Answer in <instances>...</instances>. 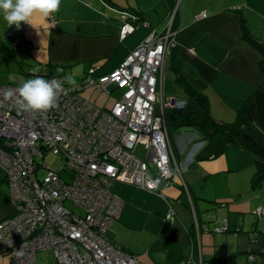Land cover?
Masks as SVG:
<instances>
[{"label":"built area","instance_id":"2783aa9c","mask_svg":"<svg viewBox=\"0 0 264 264\" xmlns=\"http://www.w3.org/2000/svg\"><path fill=\"white\" fill-rule=\"evenodd\" d=\"M180 3L176 1L162 31L152 28L112 70L98 73L92 66L77 86L68 85L62 76L48 78L67 90L58 97V109L18 114L5 93L25 80L0 83V172L16 210L0 220V249L12 264H35L36 253L45 249L53 250L59 264H145L109 236L110 225L124 206L112 186L123 182L164 196V187L181 183L182 167L171 146L167 111L185 102L166 97L162 89L165 57L176 46L173 23ZM121 14V39L139 24L150 27L137 15L124 10ZM205 16L203 11L196 18ZM87 88L108 95L120 89L121 94L109 106L100 105L84 96ZM138 144L146 146L145 158L134 152ZM52 153L63 156L59 168L45 162ZM40 169H46L42 177ZM256 212L263 214L262 207ZM175 214L170 206L167 217ZM229 227L225 219L215 229ZM252 232L253 239L260 234ZM186 264L203 262L192 256Z\"/></svg>","mask_w":264,"mask_h":264},{"label":"crops","instance_id":"0c3cea01","mask_svg":"<svg viewBox=\"0 0 264 264\" xmlns=\"http://www.w3.org/2000/svg\"><path fill=\"white\" fill-rule=\"evenodd\" d=\"M103 1L118 11L105 6ZM173 1L61 0L58 13L48 18L36 16L33 25L22 22L19 30L15 25L8 27L0 14V32L4 36L0 39V50L12 49L17 59L24 63L64 65L68 66L66 70L81 66L82 71L75 74L78 77L87 71L91 61L98 67V73H106L116 67L152 28L159 32L166 27L177 0L174 4ZM123 10L139 14L141 19L150 23L151 28L139 24L133 33L121 39ZM203 11H206L207 16L196 18ZM239 12L244 14L255 36L264 41V0H181L176 14L180 24L175 35L176 46L167 52L164 62V69L168 67L173 72L174 80L176 75L172 67L176 62L187 81L208 96L213 117L227 122L235 120L241 103L264 82V74L259 68L262 56L241 38ZM164 80L163 77L165 95ZM184 93L185 98L182 99L168 96L185 102L182 107L168 109V120L181 110H197L195 101ZM189 142H195L194 158L201 147L199 133H195ZM180 144L186 146L185 140ZM191 156H181L180 164L186 165L181 169V183L164 187V196L158 191L123 182H114L112 186L114 193L124 200V206L120 217L111 223L109 236L112 242L137 255L145 264H178L192 256L195 259L199 256L205 261L204 250L200 255L197 242L193 243L189 233L195 223L188 224L190 215H184L182 207H176L179 202L187 203L186 207L190 209L195 207L197 221L199 219L204 224L207 222L200 215L197 199H206L204 191L208 187L228 180L229 174H235L243 180V188L247 186L253 190L251 178L256 169L255 162L240 148L230 147L221 156L202 161L189 162ZM203 183L207 184L205 188H201ZM226 188L232 191L230 184ZM257 190H253L250 196L245 194L243 203H247V207L262 203L259 200L260 193H255ZM229 193L231 206L238 204V193ZM184 196L187 200H184ZM188 196L193 207H190ZM223 204L229 206L228 202L224 201ZM170 206L176 211L173 220L167 217ZM7 216H0V220ZM227 220L231 230L236 226L243 229L242 224H231L230 218ZM197 228L200 229L201 225H197L196 231ZM203 232H198L199 239ZM196 237H193L194 240ZM45 250H39L36 257ZM0 264H12L10 256L2 253L1 249ZM35 264L58 263L40 257L35 260Z\"/></svg>","mask_w":264,"mask_h":264},{"label":"rangeland","instance_id":"374dc122","mask_svg":"<svg viewBox=\"0 0 264 264\" xmlns=\"http://www.w3.org/2000/svg\"><path fill=\"white\" fill-rule=\"evenodd\" d=\"M3 34L0 32V39L2 38ZM4 37V36H3ZM6 50V49H5ZM5 53L4 50H0V58ZM21 61V60H20ZM30 61H21V64L23 66H20L17 62H10L3 63L0 65V83H22L25 79L24 73L26 71H32L34 73H38L41 75L47 74L49 69L46 66L43 65H37L35 63H28ZM28 63V64H27ZM82 67H74L72 69H68L66 71L58 72L56 73L58 76H66V75H72L77 80L78 76H76V72L82 71ZM164 90L166 97L173 96L177 99L185 98V93L181 89L180 86H178L174 80V74L173 72L167 67L164 70ZM121 94V90L117 89L113 91L110 95L105 93L104 91H101L100 89L96 88H87L84 91V96L91 99L92 101L100 104V105H107L109 106L113 100L117 97H119ZM198 135V131L194 127H183L176 131L174 138L175 142L177 144V147L179 149V154L181 156L185 154V156L189 157L191 156V159L189 162L193 160V154L196 152V149L194 150L195 142H189L192 138V136ZM185 140V144L181 145L180 142L182 140ZM191 143V144H190ZM199 143V142H198ZM146 146L143 144H138L134 150V152L141 158L146 157ZM253 159L252 156L249 155ZM40 162H42V159H38ZM181 160V159H180ZM45 162L54 168H59L63 162V156L61 154H50V156L45 159ZM186 165L182 163V168L184 169ZM46 174V169H40L39 175L40 177L44 176ZM230 177L228 180H223L218 182L216 186L208 187L205 194H207L206 199L200 198L197 199L198 202V210L200 212V215L203 217L205 222L209 223L211 225V228L215 229L218 222L225 221V218H230L231 224L237 223L238 225H243V231L241 232H217L216 229L211 232L204 231L201 239H199L198 235L196 237L197 242V248L198 252L201 255L202 249L204 250L203 255L205 258V261L210 264L215 263L217 260L230 255L235 252H242V251H253V253H241L236 256L233 264H264V235L261 234V237L259 240L255 242L253 239V229L259 231V233H262L264 231V186L261 189H258L255 193H260L259 200L261 204H257L253 206L252 208L247 207V203H243V200L245 199V194L248 193V196H250L252 193H254L253 190H250V188L242 187L241 182L243 180H240L239 177L235 176V174H229ZM180 183V182H179ZM178 183V184H179ZM207 183V182H205ZM203 183L202 187H206L207 184ZM230 184L232 187V191H228L226 188V185ZM173 186V185H171ZM169 187V186H168ZM216 188L218 190H216ZM203 190V189H202ZM8 192L9 187L8 183L5 180L3 174L0 172V216H7L9 214H14L15 210L12 208V203L8 199ZM202 192V191H201ZM232 192L234 194H237V201L239 202L236 205L231 206V200H228L230 197V193ZM188 195V194H187ZM184 200L186 199V196H184ZM233 197H235L233 195ZM189 198V196H188ZM226 199V200H225ZM187 200V199H186ZM228 200V201H227ZM228 202L229 206L224 205L223 202ZM177 204V208H181L184 215H190V219H188V224H192L197 222L195 207H193V202H191L189 198V204L190 207L192 205L193 208L186 207L187 203H181ZM67 206H70L71 208H75L70 202L65 203ZM257 205H261L259 207L263 208V214L260 216L256 212ZM14 207V206H13ZM239 208V209H237ZM242 208V209H241ZM184 209H188L184 210ZM192 210V215L190 214ZM187 211V212H186ZM176 218V214L172 218V220ZM189 218V217H188ZM233 222V223H232ZM234 226V225H232ZM252 255L255 257V260L253 262L249 261V257ZM40 257L44 259H52V261H56L58 263L53 250L47 249L45 252H39L36 259H40ZM59 264V263H58Z\"/></svg>","mask_w":264,"mask_h":264},{"label":"trees","instance_id":"16d2710c","mask_svg":"<svg viewBox=\"0 0 264 264\" xmlns=\"http://www.w3.org/2000/svg\"><path fill=\"white\" fill-rule=\"evenodd\" d=\"M105 1H103L104 3ZM175 0L173 1L174 4ZM106 3V2H105ZM108 4V3H107ZM105 5V4H104ZM173 9V8H172ZM238 10V9H237ZM129 13L141 16L137 13L129 11ZM177 15L174 19L173 28L175 30L179 29V22L177 21ZM143 20V19H142ZM239 23L241 27V38L251 44L254 48L258 50L261 54L262 59L259 62V68L264 74V41L259 39L252 32L248 21L242 12H239ZM5 53L2 58H0V65L3 63L17 62L20 66L21 61L17 59L12 49L4 50ZM174 61L176 55L173 56ZM176 63V62H175ZM173 63L172 70L175 72V82L180 86L197 104V110L195 111H184L181 110L173 115L171 120H168V132L171 142V146L175 155V158L178 163H180V154L177 144L175 142L174 135L176 131L183 127H194L199 133V141L202 142V146L194 155L193 161H202L213 159L224 154L230 147H238L243 150L245 153L253 157L255 162V172L251 178V188L253 190L260 189L264 186V82L258 87L248 98H246L239 108L237 109L236 118L232 122H227L224 120H219L213 117L211 113V106L208 96L205 93L200 92L195 89L181 73L179 67ZM90 67L95 66L94 62L89 63ZM49 69L47 74L41 75L34 73L32 71H26L24 73L25 81L28 79H34L36 77H42L48 79L54 75H57L58 69H63L66 71L68 66H52L46 65ZM89 67V68H90ZM89 68L87 71L77 78V82H82L84 78L88 75ZM165 70V69H164ZM63 77V76H62ZM5 178V177H4ZM7 181V179L5 178ZM8 183V182H7ZM9 199V192H8ZM10 200V199H9ZM8 217V216H7ZM2 220V219H1ZM201 225V228L196 231L197 225ZM192 226L189 230L191 239L195 244L196 240L193 237L199 235L198 232L202 233L203 231L211 232L215 229L211 228L209 223L201 224L200 220ZM222 225V222H218L215 226ZM208 228V229H207ZM255 229H253L254 231ZM241 232L243 231L241 226H236V228L231 230L229 227L227 230L221 232ZM257 231V230H255ZM259 232V231H258ZM260 233L254 240L255 242L260 239ZM264 235V234H263ZM264 237V236H263ZM195 250V245L193 246ZM126 251V250H125ZM128 252V251H127ZM131 253V252H130ZM241 253H253V251H242L235 252L230 255H227L213 264H233L237 255ZM193 259H195L193 257ZM196 262L203 264L205 261L203 259L196 257ZM255 260V257H254ZM254 260L250 261L253 262ZM188 261V260H187ZM186 261V262H187ZM186 262H181L178 264H186Z\"/></svg>","mask_w":264,"mask_h":264},{"label":"clouds","instance_id":"9594fccd","mask_svg":"<svg viewBox=\"0 0 264 264\" xmlns=\"http://www.w3.org/2000/svg\"><path fill=\"white\" fill-rule=\"evenodd\" d=\"M60 9L61 0H0V14L8 27L15 25L17 30L20 29L22 22L33 25L36 16L48 18L58 13ZM58 71L62 72L63 69ZM64 81L70 86H77V81L72 75L64 76ZM66 91L55 78L49 80L36 77L24 81L15 90H8L5 93V100L11 102L18 114L25 112L46 114L50 110L58 109V97ZM155 183L158 185L160 181L157 180Z\"/></svg>","mask_w":264,"mask_h":264},{"label":"snow or ice","instance_id":"6c2138e0","mask_svg":"<svg viewBox=\"0 0 264 264\" xmlns=\"http://www.w3.org/2000/svg\"><path fill=\"white\" fill-rule=\"evenodd\" d=\"M109 171H111V169H109Z\"/></svg>","mask_w":264,"mask_h":264}]
</instances>
